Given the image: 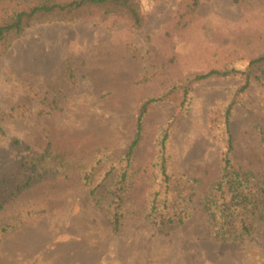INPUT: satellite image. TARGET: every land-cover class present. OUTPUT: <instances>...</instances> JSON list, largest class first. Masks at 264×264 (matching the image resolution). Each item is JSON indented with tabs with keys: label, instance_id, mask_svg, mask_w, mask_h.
I'll list each match as a JSON object with an SVG mask.
<instances>
[{
	"label": "rangeland",
	"instance_id": "rangeland-1",
	"mask_svg": "<svg viewBox=\"0 0 264 264\" xmlns=\"http://www.w3.org/2000/svg\"><path fill=\"white\" fill-rule=\"evenodd\" d=\"M138 1L140 29L93 7L0 46V264H264V88L182 107L264 57V0Z\"/></svg>",
	"mask_w": 264,
	"mask_h": 264
},
{
	"label": "trees",
	"instance_id": "trees-1",
	"mask_svg": "<svg viewBox=\"0 0 264 264\" xmlns=\"http://www.w3.org/2000/svg\"><path fill=\"white\" fill-rule=\"evenodd\" d=\"M0 1L3 2L4 0ZM14 1L16 4L11 9L13 13L12 16L0 24V46L3 48L5 45L11 43L10 41L17 40L19 37L23 36L27 28L37 22H42L44 20L50 22L55 20H68V16H70L69 18H71V20H76L81 18V14L84 13L86 9L93 7L101 9L107 16L127 18L136 29H140L144 24L138 0H66L61 3H57L56 0H10V2ZM70 75L72 76V73ZM237 76H242L244 79V84L240 88V92L248 90L253 82H257L264 88V57L252 60L249 64V70L245 72L236 70H213L207 74L198 75L193 79L187 80V86L183 87L185 98L183 99L182 107H186L188 103L187 99L192 95L193 87H191V85L215 77L227 78ZM157 102V99H151L141 107L140 114L137 118L135 140L128 150V158L133 155V150L137 147L139 141L141 140L144 129V119L149 108ZM235 104L236 101H232L226 110V125L228 128H230V116ZM2 133L0 117V134ZM232 151V140L229 139L228 153ZM224 163L225 177L231 178L229 179V182L235 183L240 180L241 175L238 171L233 170L232 163L228 156ZM120 190L123 194L125 193L124 187ZM123 194L117 193L116 195V201L120 209L125 203V196ZM245 200L246 199L243 198V205L245 204ZM210 219L214 220V214H210ZM181 223L182 221L178 224ZM115 224L117 228L120 227V218H116ZM218 236L219 239L226 240V234Z\"/></svg>",
	"mask_w": 264,
	"mask_h": 264
}]
</instances>
